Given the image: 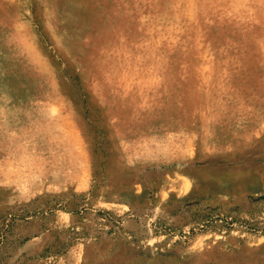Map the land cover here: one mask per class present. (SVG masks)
<instances>
[{"label":"rangeland","instance_id":"1","mask_svg":"<svg viewBox=\"0 0 264 264\" xmlns=\"http://www.w3.org/2000/svg\"><path fill=\"white\" fill-rule=\"evenodd\" d=\"M246 3L0 0V264H264Z\"/></svg>","mask_w":264,"mask_h":264},{"label":"bare ground","instance_id":"2","mask_svg":"<svg viewBox=\"0 0 264 264\" xmlns=\"http://www.w3.org/2000/svg\"><path fill=\"white\" fill-rule=\"evenodd\" d=\"M223 1H226L228 3V7H227V10H235L237 12H240L241 14H244V15H251L252 13H254V11L252 10L251 11V6L246 3L244 5V3L246 1H251V0H241L243 1L244 3H237L235 4L234 0H223ZM260 2V5L261 6H264V0H258ZM225 3V2H223ZM199 7V6H198ZM186 8V7H185ZM184 11V10H182ZM180 11V12H182ZM198 11V10H197ZM196 5L195 4H189V6L187 7V9H185V13H186V17L187 15L190 17V16H193V14H196ZM181 15V14H180ZM178 17V16H177ZM162 18L161 16H156L154 19H153V23H155L154 27H156L157 29L159 30H162ZM192 18V17H191ZM195 18V17H194ZM190 19V18H189ZM176 20V19H175ZM174 20V21H175ZM180 20V19H179ZM191 20V19H190ZM193 20V18H192ZM173 21V22H174ZM194 21V20H193ZM189 22V21H188ZM161 24V25H160ZM186 25V24H185ZM185 25H180V24H172L168 29V33H170V36L172 35V33L176 32V30H178L179 28H186L184 27ZM177 27H179L178 29H176Z\"/></svg>","mask_w":264,"mask_h":264}]
</instances>
